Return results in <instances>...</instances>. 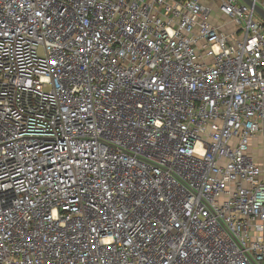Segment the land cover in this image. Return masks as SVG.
<instances>
[{
	"label": "built area",
	"instance_id": "built-area-1",
	"mask_svg": "<svg viewBox=\"0 0 264 264\" xmlns=\"http://www.w3.org/2000/svg\"><path fill=\"white\" fill-rule=\"evenodd\" d=\"M210 2L0 0V264H264V22Z\"/></svg>",
	"mask_w": 264,
	"mask_h": 264
},
{
	"label": "rangeland",
	"instance_id": "rangeland-1",
	"mask_svg": "<svg viewBox=\"0 0 264 264\" xmlns=\"http://www.w3.org/2000/svg\"><path fill=\"white\" fill-rule=\"evenodd\" d=\"M261 1H262V0H259V2H261ZM203 2H204L205 4H209V5L211 6V8H212L211 19H212L213 21H215V22H220V21L222 20V17H221V15L218 13L216 5H215L213 2H210V0H203ZM229 26H230V27H228V28H232L231 25H229ZM261 152H264V145H263V144L260 145V146H257V145H254V144L252 145V155H253L254 158L259 157V158H258V161H259V162L264 161V153L261 154ZM258 155H259V156H258ZM258 161H257V162H258Z\"/></svg>",
	"mask_w": 264,
	"mask_h": 264
},
{
	"label": "water",
	"instance_id": "water-1",
	"mask_svg": "<svg viewBox=\"0 0 264 264\" xmlns=\"http://www.w3.org/2000/svg\"><path fill=\"white\" fill-rule=\"evenodd\" d=\"M246 6L252 8L257 16L264 22V8L254 3L253 0H240Z\"/></svg>",
	"mask_w": 264,
	"mask_h": 264
},
{
	"label": "crops",
	"instance_id": "crops-1",
	"mask_svg": "<svg viewBox=\"0 0 264 264\" xmlns=\"http://www.w3.org/2000/svg\"><path fill=\"white\" fill-rule=\"evenodd\" d=\"M258 140H259V139H258ZM258 140L253 141V144L259 146V145H260V142L258 143ZM263 153H264V152H261V154H263ZM258 156H259V155H258ZM258 158H259V157H256L255 160L258 161ZM257 163H258L259 165H261V167H262V169H263V175H264V161H262V162H259V161H258Z\"/></svg>",
	"mask_w": 264,
	"mask_h": 264
}]
</instances>
